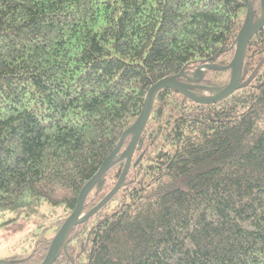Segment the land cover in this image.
<instances>
[{"label":"trees","instance_id":"16d2710c","mask_svg":"<svg viewBox=\"0 0 264 264\" xmlns=\"http://www.w3.org/2000/svg\"><path fill=\"white\" fill-rule=\"evenodd\" d=\"M250 2L256 21L260 0ZM246 14L245 0H0V228L44 216V204L52 217L3 261H43L148 89L229 64ZM229 78L205 69L190 90ZM124 164L93 186L83 214ZM53 264H264V26L229 96L155 94L124 182L69 230Z\"/></svg>","mask_w":264,"mask_h":264},{"label":"water","instance_id":"95a60500","mask_svg":"<svg viewBox=\"0 0 264 264\" xmlns=\"http://www.w3.org/2000/svg\"><path fill=\"white\" fill-rule=\"evenodd\" d=\"M247 6V14L244 21V24L239 32L234 55L232 60L226 66H216L212 64H204L195 69V71L191 74V77H186L187 83H183L177 80V77L182 76V73H179L175 76H172L167 79H162L155 84H153L147 91L141 112L135 122L126 129L121 135L115 149L112 153L102 162L100 168L97 173L85 184V186L81 189L76 205L72 211V213L68 216V218L64 221L62 226L59 228L58 232L53 237L51 244L48 248L45 258L40 264H53L56 260L59 251L64 245L65 239L69 230L77 225L85 222L90 216L95 214L103 205H105L110 198L117 192L122 183L125 180L126 174L131 165V159L135 148L137 146L138 140L144 130V127L148 121L151 104L155 94L164 88L173 89L193 102L199 104H210L214 103L220 99H223L233 93L239 86L241 74H242V65L244 54L246 50V46L250 39L264 26V0H260L261 4V15L260 17L254 21V13L251 6L250 0H245ZM205 69L214 70V71H230V78L227 83L222 88L213 90L209 95H198L193 93L191 89L190 83L199 82L202 78V72ZM131 136L129 144L127 145L124 152L118 155L120 148L123 144L124 138L126 136ZM117 161H124V167L121 172V175L116 182L113 189L94 206L91 210H89L86 214L82 213V205L86 195L93 188V186L98 182V180L104 175V173L111 168L113 164ZM0 264H7L5 261L0 260Z\"/></svg>","mask_w":264,"mask_h":264},{"label":"rangeland","instance_id":"374dc122","mask_svg":"<svg viewBox=\"0 0 264 264\" xmlns=\"http://www.w3.org/2000/svg\"><path fill=\"white\" fill-rule=\"evenodd\" d=\"M212 91L207 89L204 95H209ZM46 209L48 210L49 208L44 204L41 207L44 216L40 218L21 219L17 224L0 228V260L30 249L31 239L34 238L33 234L38 233L42 229L41 225L43 223L46 225L52 220V217L47 213ZM38 225L41 228H37ZM50 233V229H47L45 232L46 235Z\"/></svg>","mask_w":264,"mask_h":264},{"label":"bare ground","instance_id":"6f19581e","mask_svg":"<svg viewBox=\"0 0 264 264\" xmlns=\"http://www.w3.org/2000/svg\"><path fill=\"white\" fill-rule=\"evenodd\" d=\"M70 214V213H69Z\"/></svg>","mask_w":264,"mask_h":264}]
</instances>
